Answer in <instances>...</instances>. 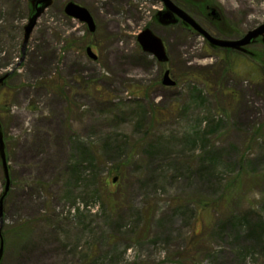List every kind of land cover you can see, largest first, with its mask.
<instances>
[{
  "label": "rangeland",
  "instance_id": "1",
  "mask_svg": "<svg viewBox=\"0 0 264 264\" xmlns=\"http://www.w3.org/2000/svg\"><path fill=\"white\" fill-rule=\"evenodd\" d=\"M212 1L241 33L264 24V0ZM161 8L55 0L21 61L29 0H0V264H264V70L223 73ZM146 28L167 63L141 50Z\"/></svg>",
  "mask_w": 264,
  "mask_h": 264
},
{
  "label": "water",
  "instance_id": "2",
  "mask_svg": "<svg viewBox=\"0 0 264 264\" xmlns=\"http://www.w3.org/2000/svg\"><path fill=\"white\" fill-rule=\"evenodd\" d=\"M53 1L55 0H29V16L27 23L23 28V39L21 44V61L25 56V51L27 44L29 42L30 36L37 24L38 19L43 15L46 9H48ZM163 5V9L159 10L154 15V20L162 27L174 26L181 21V23L188 26L194 31L196 36L202 37L211 47H221L231 50H240L245 51V47L254 43L258 37H262L264 43V24L259 25L258 27L248 31L240 40L238 41H229V40H220L211 35H209L192 17H190L186 12L177 7L171 0H159ZM64 14L73 20H76L87 26L88 31L93 33L95 31V24L92 16L89 11L74 3L67 2L63 8ZM214 16H217L215 11H212ZM137 42L141 50L153 56L156 61L160 64L168 62V56L166 54L165 46L162 40L152 32L149 28L144 29L137 35ZM87 56L95 61L97 56L92 52L90 47L86 48ZM19 64H17L18 66ZM12 74L8 72L0 76V86L5 83L8 77ZM162 84L166 87L175 86V82L171 80L169 72L165 71L163 75ZM0 163L3 170L4 177V190L0 196V226L2 218V209L3 202L7 193L10 189V179L9 171L6 160L5 145L3 141V133L0 124ZM3 239L0 232V263L3 257Z\"/></svg>",
  "mask_w": 264,
  "mask_h": 264
},
{
  "label": "flooded vegetation",
  "instance_id": "3",
  "mask_svg": "<svg viewBox=\"0 0 264 264\" xmlns=\"http://www.w3.org/2000/svg\"><path fill=\"white\" fill-rule=\"evenodd\" d=\"M171 1L181 10L186 12L190 17H192L209 35L217 39L238 41L248 31H250L248 30L245 33L237 31L233 24H231L227 21V19H225L226 17L224 16L223 12H221L220 8L212 0ZM160 4L162 5V3ZM162 9L163 5L162 8L159 10ZM213 10L217 14V16H214L212 14ZM176 25L181 26L183 30L194 33L192 29H190L185 24L181 23V21H178ZM174 26H168L163 28H171ZM207 47L210 48L213 52L215 62L218 63V68H220V71H222L223 73L225 72V70H227L230 74L237 76L239 75L238 71L240 70L242 65L245 66L244 68L246 71L249 72L250 76H253V72H256L259 69L262 71L264 70V64L262 63V61L264 60V43L262 37H258L253 44L246 46L244 48L245 51L231 50L221 47H211L208 43ZM255 49H258L259 52H256ZM232 64H234L235 68H233ZM166 71L169 72L170 78L173 79L170 70ZM256 79L260 80L261 82H264V76H259Z\"/></svg>",
  "mask_w": 264,
  "mask_h": 264
}]
</instances>
